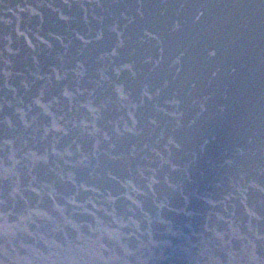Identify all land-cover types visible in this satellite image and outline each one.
<instances>
[{
	"label": "water",
	"instance_id": "obj_1",
	"mask_svg": "<svg viewBox=\"0 0 264 264\" xmlns=\"http://www.w3.org/2000/svg\"><path fill=\"white\" fill-rule=\"evenodd\" d=\"M0 264H264V0H0Z\"/></svg>",
	"mask_w": 264,
	"mask_h": 264
}]
</instances>
